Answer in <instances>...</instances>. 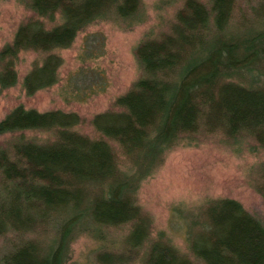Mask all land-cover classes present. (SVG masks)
I'll return each instance as SVG.
<instances>
[{
    "label": "trees",
    "instance_id": "obj_1",
    "mask_svg": "<svg viewBox=\"0 0 264 264\" xmlns=\"http://www.w3.org/2000/svg\"><path fill=\"white\" fill-rule=\"evenodd\" d=\"M234 1L211 0L208 9L185 0L168 33L139 44L135 54L142 76L116 98V111L92 119L98 138L78 134L73 130L80 123L78 115L60 110L39 113L16 107L0 120V136L16 135L10 153L0 150V236L11 231L47 232L53 243L45 248L35 239L25 241L5 254L1 264H65L76 234L91 226L97 232L100 226L128 223L126 250L101 252L99 261L131 263L149 236V221L136 205L138 186L166 151L192 144L201 132L216 131L232 140L240 135L251 138L264 151V97L234 80L236 70L250 67L252 56H248L262 35L223 47L213 48L218 42L208 49L197 46L202 34L226 28ZM139 2L19 0L31 14L12 41L0 48V93L17 84L19 54L26 52L45 55L22 78L26 95L53 86L61 65L53 51L68 49L78 34L100 22L133 17ZM187 50L197 55L207 51V63L185 64ZM258 54L263 58L262 50ZM209 114L220 119L216 125L207 122ZM26 132L51 136L38 142L26 139ZM104 183L108 184L105 197L94 200L90 208L80 207L76 199ZM257 192L264 201V169ZM58 209L82 210L90 226L76 227L75 216L54 226L53 213ZM201 217L200 222L192 217L186 226L185 245L192 257L158 237L144 251L141 264H264V216L252 215L240 203L223 198L209 200Z\"/></svg>",
    "mask_w": 264,
    "mask_h": 264
},
{
    "label": "rangeland",
    "instance_id": "obj_2",
    "mask_svg": "<svg viewBox=\"0 0 264 264\" xmlns=\"http://www.w3.org/2000/svg\"><path fill=\"white\" fill-rule=\"evenodd\" d=\"M184 1L140 0L133 17H112L78 34L68 49L53 51L61 59L57 83L36 91L32 96H27L22 89V78L35 65H40L45 55L20 53L16 65L17 84L0 93V120L16 107L39 113L60 110L78 115L80 123L73 127L78 134L90 139L98 138L99 135L91 124L92 119L107 111H116V98L125 94L142 76L135 54L137 47L141 42L168 33L170 24L174 23L176 13L182 8ZM194 1L210 8L211 0ZM30 14L19 0H0V48L12 41L18 26ZM230 17L225 29L202 34L197 46L202 45L208 49L218 42L219 45H215V48L230 41L262 35L254 44L257 50L254 48L248 56H252L248 59L250 67L238 69L242 71L236 70L234 80L252 86L254 94L264 97V0H235ZM51 27L50 23L46 24V28ZM260 47L262 49H258ZM261 50L263 58L258 54ZM209 56L207 51L197 55L187 50L185 64L199 60L207 63ZM213 58L214 56L208 65ZM233 58H240V55L229 56L226 60ZM257 74L263 77L257 79ZM219 120L209 114L207 122L216 125ZM15 136H0V150L10 153ZM24 136L41 142L51 135L26 132ZM119 158L123 161L121 154ZM126 165L129 166L127 161ZM263 165L264 151L251 138L240 135L232 140L220 131L201 132L192 144L179 145L166 151L160 164L139 183L136 205L149 221V236L138 248L137 258L128 264H141L144 251L158 237L192 257L185 245L186 226L194 218L198 222L202 221L201 216L209 200L231 199L240 203L248 213L264 216V201L257 192ZM107 186V183L101 187L94 186L85 197H78L76 200L80 207L90 208L94 200L104 198ZM80 211L56 210L53 213L54 226L71 216L77 217L76 227L89 225V217ZM19 213L22 216V208ZM100 227L94 232V227L91 226L87 232L73 237L65 264H102L99 261L101 252L118 253L126 250L125 240L130 233L131 223ZM46 233L15 234L11 231L0 236V260L31 239L50 248L53 243L50 241V234Z\"/></svg>",
    "mask_w": 264,
    "mask_h": 264
}]
</instances>
